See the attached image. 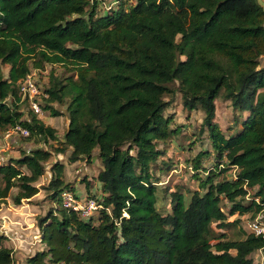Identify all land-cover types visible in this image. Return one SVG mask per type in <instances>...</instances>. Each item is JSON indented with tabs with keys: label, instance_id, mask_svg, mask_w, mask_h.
<instances>
[{
	"label": "trees",
	"instance_id": "trees-1",
	"mask_svg": "<svg viewBox=\"0 0 264 264\" xmlns=\"http://www.w3.org/2000/svg\"><path fill=\"white\" fill-rule=\"evenodd\" d=\"M126 1L101 14L97 0H0V130L19 123L30 130L25 138L56 139V129L34 111L24 118L20 89L33 70L50 65L42 109L60 116L65 112L55 103L65 106L68 161L98 155L102 204L110 209L96 223L64 207L62 193L74 190L57 160L46 186L56 205L39 218L40 248L17 262L0 243V264H257L252 253L264 249V236L229 239L213 224L229 227L264 210V5ZM57 67L65 73L56 74ZM177 91L185 108L204 112L202 132L218 163L205 178L196 175L203 191L187 201L181 190H170V208L160 210L154 165L165 154L160 142L180 132L165 115L166 97ZM221 96L245 113L229 136L216 121ZM210 155L192 159L196 172ZM51 156L36 147L0 161V204L13 188L17 204L37 195Z\"/></svg>",
	"mask_w": 264,
	"mask_h": 264
},
{
	"label": "rangeland",
	"instance_id": "rangeland-1",
	"mask_svg": "<svg viewBox=\"0 0 264 264\" xmlns=\"http://www.w3.org/2000/svg\"><path fill=\"white\" fill-rule=\"evenodd\" d=\"M99 13L110 9L116 4L117 0H97ZM128 5L134 3L133 0L126 1ZM264 5V0H261ZM264 62V58L263 61ZM52 67L47 65L45 70H33L31 75L40 85L41 89L49 85V77ZM5 73L8 72V66H4ZM65 69L56 68V74H64ZM66 75V74H65ZM175 88L178 83L173 85ZM170 99V106L166 109L165 115L172 118L171 127L178 128L180 132L172 135L165 141H161L159 147L165 150L157 163L154 165V173L160 178L158 183L160 210L170 208V190H181L187 201L190 199L194 190L203 191L200 187V181L196 175L206 177L205 170L214 168L218 163L215 157V151L208 137V132H202V122L204 112L201 109L190 110L185 108L181 92L177 91L174 96H167ZM44 103V100L41 99ZM216 121L220 125L223 132L229 136L236 133L241 128V120L245 113H241L233 108L229 100H225L223 96L219 97L216 102ZM55 107L64 110L65 115L53 116L50 111L43 110L40 118L45 119L47 125L56 129V139H49L48 142L40 139L38 136L27 137L13 133L10 137H6L7 130H0V161L5 162L11 157H19L24 152H29L36 147H43L52 152V156L45 163L46 171L41 177L37 186H40V192L31 199H23L17 204L13 201L17 188L11 190L10 196L0 204V243L7 245L13 249L14 257L17 262H24L25 258L34 254L39 246L41 238L40 227L38 225L39 218L44 216L47 211L56 203L50 198V191L46 189L52 176L51 167L55 161L65 164V181L73 184L74 192L82 199L86 196L99 197L102 194L100 181L96 174L102 169L103 165L98 157L94 155L91 162L79 160L75 164L68 161L71 153L70 149L62 143L64 132L68 127L69 118L66 114L65 106H59L55 103ZM24 118H29L30 113L27 106H23ZM5 135V136H4ZM64 149V151H60ZM201 151L211 154L203 158L202 164L205 168L201 172H196L193 167L192 159ZM224 162V161H223ZM222 168V165H220ZM26 173L29 170L23 167ZM235 170L227 172L226 177H231ZM223 175L219 176L221 178ZM218 178V179H219ZM253 192V190H252ZM89 193V195H87ZM102 196V195H101ZM227 209L230 206L226 203ZM99 213L94 216V220L98 223ZM238 214L229 216V221L239 218ZM257 217L264 218V212L258 213L255 217L252 212L242 215L240 222L225 228H218L216 223L213 224L215 231L225 232L229 239H240L250 231L249 222ZM257 264H264V249H259L252 253Z\"/></svg>",
	"mask_w": 264,
	"mask_h": 264
},
{
	"label": "built area",
	"instance_id": "built-area-1",
	"mask_svg": "<svg viewBox=\"0 0 264 264\" xmlns=\"http://www.w3.org/2000/svg\"><path fill=\"white\" fill-rule=\"evenodd\" d=\"M20 89L22 102H24L28 109L34 111L38 115L42 114L43 109L40 104V95L42 94V89L38 82L32 78L31 74L24 79ZM13 133L26 137L30 135V130L17 123L11 127L5 135L6 137H10L13 135ZM61 197L64 207L77 211L85 219H90L96 216V214L100 213L102 209L110 211L109 208H105L102 204V196L97 198L86 196L84 199H82L76 193L66 190L62 193ZM257 201H259V198H257ZM261 212H264V210ZM249 229L251 233H254L255 235L264 236V220L260 217L251 220L249 222ZM36 239L41 241V238L38 236Z\"/></svg>",
	"mask_w": 264,
	"mask_h": 264
},
{
	"label": "crops",
	"instance_id": "crops-1",
	"mask_svg": "<svg viewBox=\"0 0 264 264\" xmlns=\"http://www.w3.org/2000/svg\"><path fill=\"white\" fill-rule=\"evenodd\" d=\"M40 117V116H39ZM43 119V118H42ZM43 121L45 122V119H43ZM66 131V130H65ZM65 133V132H64ZM75 163H73V165H74ZM98 175V173L96 174V176ZM100 183H101V185H100V188H98V191H100V189L102 188V182L100 181ZM102 190V189H101ZM87 195H89V193L87 194ZM102 195V194H101ZM100 195V196H101Z\"/></svg>",
	"mask_w": 264,
	"mask_h": 264
}]
</instances>
